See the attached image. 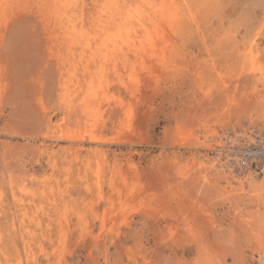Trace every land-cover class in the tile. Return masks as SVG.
I'll return each mask as SVG.
<instances>
[{"label": "rangeland", "instance_id": "374dc122", "mask_svg": "<svg viewBox=\"0 0 264 264\" xmlns=\"http://www.w3.org/2000/svg\"><path fill=\"white\" fill-rule=\"evenodd\" d=\"M16 1L0 2V264H264V173L215 156L264 135V0H146L157 45L116 64L82 45L113 31L108 0L71 20Z\"/></svg>", "mask_w": 264, "mask_h": 264}, {"label": "bare ground", "instance_id": "6f19581e", "mask_svg": "<svg viewBox=\"0 0 264 264\" xmlns=\"http://www.w3.org/2000/svg\"><path fill=\"white\" fill-rule=\"evenodd\" d=\"M1 1H5L4 4L6 3H10L13 4L14 1L16 0H0ZM75 1L76 0H53V3H55L56 5L50 9V13L53 14L54 18L55 19H64V18H68V20H71V18L73 16H75V12H76V9L78 8L79 4L77 5V3L75 4ZM81 2L83 0H80ZM122 1V0H121ZM146 0H136L135 1V4H131V7H128V6H123L120 4V0H108V3H107V6L103 9V12L105 13V22L107 21V23H109L110 25V29H112L113 31L111 32L108 31L109 33H107L106 35H103L105 36L104 38L101 37V39H97L98 41V44H95L97 42H94V44L96 45L95 47L93 46V42L89 36L88 39H85L84 41H82V45L83 46V49L84 51H90L92 55H95L96 58L99 55H101L102 58L104 59H107L106 61L109 62V61H113L115 62H118L119 60H121L122 58H124V62L125 60L129 61L130 60V54L133 53V55H137L139 53H142L145 51V49L147 50V48L144 47V43L147 42V43H150L152 46L157 45V40L156 39V42L153 41L152 39L150 40L149 37L148 39H146L147 37L144 35L143 38H141L140 36V31H143L142 33L146 32L147 31V25L144 23V21L147 19L145 17V12L147 11V8L146 7ZM17 2V1H16ZM78 2V1H76ZM149 2V1H148ZM52 3V2H51ZM87 3V2H86ZM97 3V2H96ZM95 3V4H96ZM85 4V2H84ZM82 4L81 7H82V10H85V7L86 5ZM104 4V3H103ZM102 4V5H103ZM6 8V5L4 6ZM3 7V8H4ZM52 7V6H51ZM103 7V6H102ZM4 8V9H5ZM100 8V7H99ZM129 8V9H128ZM3 9V10H4ZM5 13V11H3ZM80 12V11H79ZM98 12V11H97ZM100 12V11H99ZM49 13V12H48ZM82 14V13H81ZM78 15V14H77ZM104 14L101 12L99 13L98 15L95 16L96 20L98 19V22L100 20H102V16ZM47 16V15H46ZM50 17V16H49ZM74 18V17H73ZM77 19V18H76ZM83 21V20H82ZM67 22V21H66ZM93 23V22H92ZM100 24V23H99ZM107 25V24H106ZM82 26V25H81ZM109 26V25H108ZM107 26V27H108ZM55 27H58V26H55ZM91 27V26H90ZM104 27H106L104 25ZM81 28V27H80ZM95 28V27H94ZM142 28V30H141ZM83 29H86V27ZM107 29V28H105ZM82 31V29H79ZM150 30V29H149ZM89 31V30H88ZM97 31V30H96ZM80 32V31H79ZM92 32V31H91ZM104 32V31H103ZM107 32V30H106ZM149 32V31H148ZM151 32V31H150ZM156 32V30L154 31ZM52 33V32H51ZM90 33V31H89ZM105 33V32H104ZM159 33V32H158ZM157 33V34H158ZM53 34V33H52ZM87 34V32H86ZM98 34V33H97ZM92 35V34H91ZM96 35V34H94ZM153 35V34H152ZM156 35V34H155ZM52 36V35H51ZM81 37V35H80ZM144 37H146L144 39ZM154 39H155V36H153ZM54 38H56L54 36ZM85 38V36H84ZM87 38V37H86ZM95 38V37H94ZM93 39V37H92ZM52 40V39H51ZM94 40V39H93ZM147 40V41H145ZM76 42L79 41L78 40H75ZM149 41V42H148ZM161 43V42H160ZM160 45V44H159ZM146 46V44H145ZM150 47V46H149ZM153 49V47H152ZM77 50V49H76ZM159 51V50H158ZM88 53V52H86ZM146 53V52H145ZM89 54V53H88ZM143 54V53H142ZM85 55V54H84ZM134 55V56H135ZM140 55V54H139ZM89 56V55H88ZM91 56V55H90ZM94 56V57H95ZM94 57H90L92 58V60H94ZM143 57H144V54H143ZM85 59V57H84ZM99 59V58H98ZM122 60V61H123ZM54 61V60H53ZM95 61V60H94ZM102 61V60H101ZM100 62V61H99ZM98 62V63H99ZM91 63H94L93 61H91ZM97 63V62H96ZM123 63V62H122ZM103 64V63H102ZM105 65V64H103ZM112 66V65H111ZM118 66V65H116ZM115 66V67H116ZM96 67V66H95ZM103 67V66H102ZM101 67V68H102ZM144 67V66H143ZM117 68V67H116ZM120 68V67H119ZM104 70V67L103 69ZM98 74V73H97ZM105 74V73H104ZM86 75V74H85ZM124 75V74H123ZM132 75V73H131ZM128 77V76H127ZM144 78V77H143ZM96 80V79H95ZM99 80V79H98ZM129 80V79H128ZM84 81V80H83ZM112 81V80H111ZM140 81V80H139ZM87 82V81H86ZM91 82V81H90ZM108 84V82H106ZM106 84V85H107ZM111 84V83H110ZM149 84V83H148ZM105 85V84H104ZM105 85V87H106ZM55 86V85H54ZM101 87V86H100ZM104 87V86H103ZM108 88V85L107 87ZM102 89V88H101ZM112 90V89H111ZM125 90V89H124ZM128 90V89H127ZM138 90V89H137ZM99 91V89L97 90ZM109 91V89H108ZM106 92V91H105ZM92 93V92H91ZM96 93V91L94 92ZM93 93V94H94ZM92 95V94H91ZM100 94H98L99 96ZM105 95V94H104ZM133 95V94H132ZM89 96H90V93H89ZM97 95H94L92 97H95ZM88 97V95H87ZM85 98V97H84ZM91 98L88 97V99ZM96 98V97H95ZM106 98V97H105ZM98 100V99H97ZM106 100V99H105ZM90 102V101H89ZM80 103V102H79ZM124 103V102H123ZM83 104V103H82ZM91 104V103H90ZM93 104V103H92ZM83 106H85L84 108V111L86 110H89L88 108H90L89 104L86 105L84 104ZM93 105H91L92 107ZM83 110V108H82ZM91 110V109H90ZM89 110V111H90ZM117 110V109H116ZM76 112V111H75ZM88 112V111H86ZM85 112V113H86ZM84 113V112H82ZM90 113V112H88ZM104 113V112H103ZM82 115V114H81ZM87 115V113H86ZM85 115V116H86ZM92 118V116H91ZM94 118V117H93ZM123 119V118H122ZM88 120V119H87ZM77 121V120H76ZM102 121V120H101ZM94 125V124H93ZM98 126V125H97ZM102 128V127H101ZM91 138V137H90ZM85 139V138H84ZM227 165V164H226ZM225 165V166H226ZM224 166V167H225ZM229 167V166H228ZM230 169V168H229ZM227 170V169H226ZM247 171V170H245ZM244 171V172H245ZM249 171V170H248ZM247 171V172H248ZM251 171V170H250ZM246 174L250 176L251 173H247ZM254 175V174H253ZM255 176V175H254ZM252 176V177H254ZM263 178V177H262ZM251 179V178H250ZM253 180V179H251ZM250 180V181H251ZM249 181V180H248ZM249 181V182H250ZM254 182V181H253ZM258 182V181H257ZM259 183V182H258ZM253 184V183H251Z\"/></svg>", "mask_w": 264, "mask_h": 264}, {"label": "built area", "instance_id": "2783aa9c", "mask_svg": "<svg viewBox=\"0 0 264 264\" xmlns=\"http://www.w3.org/2000/svg\"><path fill=\"white\" fill-rule=\"evenodd\" d=\"M215 156L237 169H252L257 175L264 173V135L255 134L253 140L236 137L230 133L224 144L218 146Z\"/></svg>", "mask_w": 264, "mask_h": 264}]
</instances>
